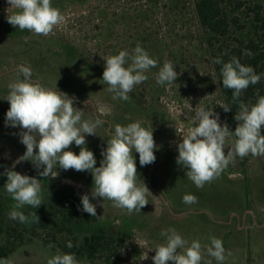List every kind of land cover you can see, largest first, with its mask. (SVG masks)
<instances>
[{"label": "rangeland", "instance_id": "rangeland-1", "mask_svg": "<svg viewBox=\"0 0 264 264\" xmlns=\"http://www.w3.org/2000/svg\"><path fill=\"white\" fill-rule=\"evenodd\" d=\"M193 1L51 0L64 21L44 36L10 25L6 17L14 10L9 8L7 0H0V164L4 172L13 169L40 179L39 182L45 181L44 185L61 181L72 187L80 200L82 195L89 194L90 201L96 205L93 220L100 216L112 223V227L125 223L131 229V234L108 260L104 256L87 262L76 257L81 264H153V249L165 241L161 232L170 227L189 244L199 240L201 264H219L203 247L210 245V237L223 242L226 250L223 264H264V155L236 156L219 177L202 188H197L185 176L186 169L176 162L177 144L195 126L196 106L213 110L219 115L221 125L230 128V118L219 106L223 105L222 97ZM231 4H244L250 12L239 18L223 46L237 44L235 40L249 36L246 33L255 11L264 18V0H232ZM258 37L264 42V30H258ZM138 44L157 61V67L145 73L148 79L133 88L128 100L113 99L108 86L101 81L103 58L121 50L131 53ZM168 61L178 76L175 82L161 86L156 76ZM21 64L32 69L34 80L53 89L57 86L74 97V107L83 110V119L99 117L105 121L104 126L97 128V135H86V147L94 153L97 167L112 126L139 121L153 129L157 145L155 162L140 166L139 155L134 153L138 182L143 181L150 191L148 204L141 212L127 214L126 210L113 207L109 200L92 198L90 172L54 168L52 175L43 178L39 176L42 168L37 170L30 161L19 159L26 151L20 142L21 129L7 126L5 117L9 108L8 85L17 78L23 79L16 71ZM228 147L231 145H226L225 152ZM69 150L77 154L80 151L74 143ZM241 170L247 172L251 183L249 206H245ZM5 183L0 185V203L9 213L15 202H10L13 199L6 192ZM185 194L196 196L197 201L185 204L182 200ZM25 207L20 211L24 212ZM79 229L83 231L82 224ZM39 239L25 238L26 244L0 264H47L54 255L63 254L47 233L43 232Z\"/></svg>", "mask_w": 264, "mask_h": 264}, {"label": "clouds", "instance_id": "clouds-1", "mask_svg": "<svg viewBox=\"0 0 264 264\" xmlns=\"http://www.w3.org/2000/svg\"><path fill=\"white\" fill-rule=\"evenodd\" d=\"M7 3L14 10L7 15V22L21 31L47 36L64 21L63 14L52 6L51 0H7ZM247 54L251 55V52ZM103 60L101 81L108 86L107 91L113 94V99L128 100L133 88L148 79L145 73L157 67V61L139 44L131 53L121 50ZM213 63L222 65V85L231 90L233 100H237L244 90L261 79V75L251 66L241 64L236 57L228 62L215 58ZM16 71L18 77L22 76L23 79L17 78L8 85L6 100L9 108L5 123L21 129L20 142L26 151L19 159L30 161L37 170L42 168L39 176L43 178L52 175L54 168L90 172L92 198L109 200L113 207L126 210L127 214L141 212L148 204L147 193L150 191L143 181L138 182L140 176L134 153L139 155L140 166L155 162L157 145L153 129L142 126L139 121L126 126H112L107 132L106 148L101 152L103 158L97 167L94 153L86 147V135H97V128L104 126L105 121L99 117L94 120L83 119V110L74 107V97L58 90L57 86L53 89L34 80L29 66L18 65ZM177 76L175 67L168 61L159 68L156 82L164 86L175 82ZM219 106L225 112L231 110L226 104ZM195 108V126L177 144L176 162L186 169L185 176L197 188L219 177L236 156L264 155V96H259L251 106L239 104L234 117L237 121L235 131H230L227 124L221 125L219 115L213 110L204 106ZM73 143L80 149L78 154L69 150ZM227 144L231 147L225 152ZM3 174L7 176L4 188L15 202L8 218L19 223H27L30 218L39 222L37 212L26 215L20 209L25 206L37 209L43 204L40 179L13 169H7ZM182 200L185 204H192L197 201V197L185 194ZM81 204L82 211L96 216V205L90 201L89 194L81 196ZM161 236L166 239L153 249V264H201L202 244L199 240L189 244L171 227L162 231ZM209 239L210 245L203 247L208 255L223 264L226 250L222 240L216 237ZM67 247H73L71 241L67 242ZM47 264L81 262L74 253H64L54 255L47 260Z\"/></svg>", "mask_w": 264, "mask_h": 264}, {"label": "trees", "instance_id": "trees-1", "mask_svg": "<svg viewBox=\"0 0 264 264\" xmlns=\"http://www.w3.org/2000/svg\"><path fill=\"white\" fill-rule=\"evenodd\" d=\"M231 3L232 0H194L193 9L197 23L206 36L207 50L210 53L211 65L222 97V104L231 107L230 111L225 112L230 118L227 119L229 130L235 131L237 121L234 117L239 104L245 103L251 106L255 104L259 96H264V45L261 46L264 42L258 37V30H264V18L261 17L259 11H255L250 23V30L246 33L249 36H246L242 41L235 40L237 44L223 46L228 33L234 32L239 18L250 12L248 8H244V4L234 5ZM257 8L259 10V7ZM247 52H251V55H248ZM232 57L238 58L245 66H251L257 74L261 75L260 81L255 85H250L237 100H233L231 90L223 88L220 73L222 65L213 63L215 58L228 62ZM241 171L244 177L245 206H249L251 183L247 172ZM3 173L4 168L0 164V185L7 181V176ZM44 182H40L41 185L43 184V204L37 209L31 206H26L24 209L26 215L37 212L39 222L31 218L27 223L10 220L7 207L0 203V262L10 257L16 249L25 245V238L30 241L34 238L39 239L43 232L51 237L52 242H55L56 247L63 254L74 253L77 258L87 262L103 259L104 256L108 260L109 256L115 254L118 246L123 244L124 238L131 234V229L125 223L118 227H112V223L101 219L100 216V219L93 220V216L81 210V200L69 185L61 181L50 182L49 185H44ZM47 187L49 189H46ZM44 196L45 198H43ZM10 202L13 203V200ZM81 224L83 231L79 229ZM64 235H68L69 238L64 239L62 237ZM68 241L72 242V248L67 247ZM45 243L48 244L47 241Z\"/></svg>", "mask_w": 264, "mask_h": 264}]
</instances>
